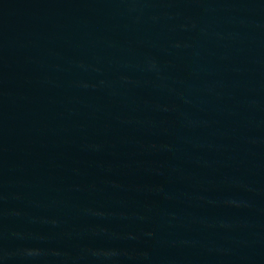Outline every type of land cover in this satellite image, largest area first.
Returning <instances> with one entry per match:
<instances>
[{
	"label": "water",
	"instance_id": "obj_1",
	"mask_svg": "<svg viewBox=\"0 0 264 264\" xmlns=\"http://www.w3.org/2000/svg\"><path fill=\"white\" fill-rule=\"evenodd\" d=\"M0 264H264V0H0Z\"/></svg>",
	"mask_w": 264,
	"mask_h": 264
}]
</instances>
